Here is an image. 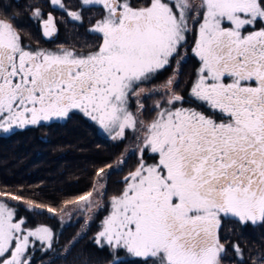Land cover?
<instances>
[{"label":"snow or ice","instance_id":"snow-or-ice-1","mask_svg":"<svg viewBox=\"0 0 264 264\" xmlns=\"http://www.w3.org/2000/svg\"><path fill=\"white\" fill-rule=\"evenodd\" d=\"M50 3L81 25L85 12L100 11L87 18L98 43L32 48L15 17L0 18V133L78 112L114 141L131 138L137 164L110 197L94 243L113 264L121 253L134 264H223L222 220L264 226V0H79L76 10ZM32 18L45 37L57 34L52 13L45 19L33 6ZM193 28L199 67L185 96L178 77ZM169 71L163 85L145 88ZM142 93L159 99L146 108ZM111 174L99 168L91 190L59 212L0 191V264H32L36 242L48 251L56 239L49 226L29 227L9 200L27 211L46 207L61 224L73 211L85 214L83 232L104 209ZM232 250L237 264H264V251L245 258L238 243Z\"/></svg>","mask_w":264,"mask_h":264},{"label":"trees","instance_id":"trees-1","mask_svg":"<svg viewBox=\"0 0 264 264\" xmlns=\"http://www.w3.org/2000/svg\"><path fill=\"white\" fill-rule=\"evenodd\" d=\"M68 1L70 0H65ZM33 6L43 10L51 7L48 0H0V18L5 15L15 17L14 22L24 38L41 44L42 34L36 26L37 20L32 18ZM65 27V31L57 37V44L82 47L83 44L98 43L94 36L84 35L81 28ZM193 29L189 36L186 62H182L180 68L182 75L178 77L180 93L187 87L194 72L190 52L195 31ZM170 75V71L165 72L147 87L163 85ZM158 97L154 95L153 99H147L143 94L141 99L145 107L150 108L153 100ZM134 147L135 142L131 138L121 142L101 135L90 121L77 113L71 114L64 121L30 126L0 135V191L23 194L42 205L57 208L58 212L65 200L91 190L94 175L99 168L103 167L106 172L112 173L107 181V196L102 201L104 209L96 213L95 219L88 221L87 230L82 232L85 228V214L75 213L70 221L65 216L64 223L56 229L58 232L54 250L42 254L35 252L32 264H113L110 252L94 243V235L98 220L108 209L110 197L122 191L124 177L137 164V156L132 152ZM120 159H124L125 163L116 171L106 167L111 164L115 168ZM12 202L18 207L19 214L34 224L53 223L57 226L60 223V219L48 213L46 207L33 212L27 211L17 201ZM226 223L237 222L227 220ZM235 228V236L245 252V258L256 251H264V226L258 224L251 228ZM228 231L230 230H226ZM74 238L76 243L69 246ZM66 247H70V250L65 251ZM228 254L224 257V264L231 262ZM134 260L135 258L121 259V264H134Z\"/></svg>","mask_w":264,"mask_h":264},{"label":"flooded vegetation","instance_id":"flooded-vegetation-1","mask_svg":"<svg viewBox=\"0 0 264 264\" xmlns=\"http://www.w3.org/2000/svg\"><path fill=\"white\" fill-rule=\"evenodd\" d=\"M48 1H50V0H48ZM65 4L67 7L71 6L70 1L66 2ZM41 11H42V14H43L45 19L47 18L48 13H52V15L57 20L58 32L54 38L49 39V38L45 37L43 35L42 29H41V24L39 21H37L36 26L39 28V31L42 34V38H43L41 44L32 43V42H30L24 38V43L30 45L32 48L57 49L58 46H61L60 44H57L58 43L57 40L59 38L58 36L60 33H63L65 31V28H66L65 25L76 27L78 29L81 28L83 34L86 36H89V33L85 29L86 24L81 25V24L73 23V21H70L69 17L65 13L61 12L60 10L53 8V7L52 8L50 7V9H48V10L41 9ZM84 15L86 17V19H85L86 22H88L87 18L90 16V12H85ZM63 17H66V19L64 20ZM86 22H84V23H86ZM62 46H64L65 48L75 47L77 49H81V48L85 47L86 45L83 44L82 47L72 46V45H62ZM236 226H246L247 228H251L252 226H255V225H252V224L243 225L240 223L231 224V223H226V221H224V220L222 221L221 229H220V236H221V242L225 243V247L229 251L228 259L230 258L231 262H229L228 264H236L235 254L232 250V246H233L232 244L238 243L241 246L238 238L235 236V232H236L235 227ZM226 230H230V231L226 232ZM223 264H224V262H223Z\"/></svg>","mask_w":264,"mask_h":264},{"label":"rangeland","instance_id":"rangeland-1","mask_svg":"<svg viewBox=\"0 0 264 264\" xmlns=\"http://www.w3.org/2000/svg\"><path fill=\"white\" fill-rule=\"evenodd\" d=\"M49 2V4H50V6H51V8L53 7L52 5H51V3H50V1H48ZM64 2H65V0H64ZM66 3V2H65ZM70 3H71V6H69V8L71 9V10H76V8H77V6H78V4H79V0H70ZM54 8V7H53ZM57 9V8H56ZM42 12V11H41ZM89 15V14H88ZM99 15H100V11H98V10H92V11H90V16L89 17H91L92 19H96V18H98L99 17ZM88 17V16H87ZM64 18V20L66 19V17H63ZM85 22H86V20H85ZM73 23H75L76 24V22H73ZM78 24V23H77ZM84 24H86L85 25V29L87 30L91 25L89 24V22H86V23H84ZM83 24V25H84ZM194 30V29H193ZM195 39H196V30L194 31V38H193V42L195 41ZM192 42V43H193ZM52 50H55V49H52ZM191 52V51H190ZM191 55H192V53H191ZM192 58H193V62H194V72H193V75H192V77H191V79H190V82H189V84L187 85V87L182 91V95H187V92H188V90H189V88H190V85H191V83H192V81L194 80V78H195V75H196V70H197V68L199 67V61H198V59L195 57V56H193L192 55ZM155 85H157V84H155ZM155 85H153V87H156ZM145 88L146 89H148V87H147V85H145ZM144 93H142V95H143ZM141 95V96H142ZM157 99H159V97L157 98ZM156 100V99H155ZM155 100H153V102H152V104L154 103V101ZM187 106V105H186ZM135 108V100H133V109ZM74 113H77V114H80L82 117H84L81 113H78V112H74ZM73 114V113H72ZM71 115V114H70ZM86 120H88V121H90L94 126H95V128L97 129V131L101 134V135H104V136H107V137H110L107 133H105V132H103L100 128H99V126L98 125H96L93 121H91V120H89L88 118H86V117H84ZM57 121H64V120H57ZM52 122H54V121H52ZM49 123H51V122H49ZM2 134H5V133H0V135H2ZM8 203L10 204V205H15L12 201H8ZM108 212H109V208L106 210V212H105V214L98 220V225H97V230H96V232H95V235H94V237L96 236V233L99 231V229H100V223H101V221H102V219L108 214ZM75 213H77V211H73V213H72V215L73 214H75ZM21 216H24V215H21ZM25 217V216H24ZM223 221V220H222ZM27 222H28V225H29V227H32V228H35V227H37V226H40V225H46V226H49V227H51L54 231H55V233H57L58 231L56 230L57 229V227L59 226H61L60 224H61V222H60V220H59V225H57V226H54L55 224H53V223H50V224H45V223H38V224H34V223H32L31 221H28L27 220ZM55 242V241H54ZM235 244H237V243H235ZM233 245V244H232ZM240 246V245H239ZM99 247V246H98ZM241 247V246H240ZM41 248H42V245L40 244V242H36V250H35V252H38L39 254H42V253H44V252H46V251H41ZM99 248H101V247H99ZM242 248V247H241ZM102 249H106V250H108L107 248H102ZM243 249V248H242ZM109 251V250H108ZM34 252V253H35ZM112 256V255H111ZM132 257H129V256H127L126 254H124V253H121L120 254V260L121 259H131Z\"/></svg>","mask_w":264,"mask_h":264},{"label":"water","instance_id":"water-1","mask_svg":"<svg viewBox=\"0 0 264 264\" xmlns=\"http://www.w3.org/2000/svg\"><path fill=\"white\" fill-rule=\"evenodd\" d=\"M56 35H54L52 38H54ZM48 38V37H47Z\"/></svg>","mask_w":264,"mask_h":264}]
</instances>
